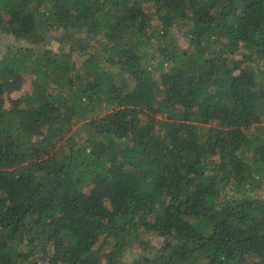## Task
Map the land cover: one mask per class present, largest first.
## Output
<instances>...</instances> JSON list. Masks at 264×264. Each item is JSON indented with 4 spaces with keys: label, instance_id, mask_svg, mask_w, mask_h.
<instances>
[{
    "label": "trees",
    "instance_id": "1",
    "mask_svg": "<svg viewBox=\"0 0 264 264\" xmlns=\"http://www.w3.org/2000/svg\"><path fill=\"white\" fill-rule=\"evenodd\" d=\"M3 37L0 264H264V0H0Z\"/></svg>",
    "mask_w": 264,
    "mask_h": 264
},
{
    "label": "rangeland",
    "instance_id": "2",
    "mask_svg": "<svg viewBox=\"0 0 264 264\" xmlns=\"http://www.w3.org/2000/svg\"><path fill=\"white\" fill-rule=\"evenodd\" d=\"M6 42H9V38H1V44H0V47H4V44ZM246 66H247V63H246ZM35 81L34 79L31 77V76H27L26 77V81L22 87V89L18 92H15L12 94V96H15V97H18V96H21V95H26V94H29V95H35ZM158 120H161L160 116H157ZM159 123V122H158ZM161 127V125L159 124V128ZM206 126L202 128V132L205 130ZM157 242H158V239H157ZM134 253H131L130 256H132Z\"/></svg>",
    "mask_w": 264,
    "mask_h": 264
}]
</instances>
